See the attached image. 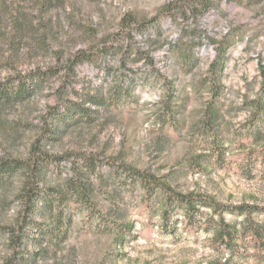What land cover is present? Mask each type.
<instances>
[{
	"label": "rangeland",
	"instance_id": "rangeland-1",
	"mask_svg": "<svg viewBox=\"0 0 264 264\" xmlns=\"http://www.w3.org/2000/svg\"><path fill=\"white\" fill-rule=\"evenodd\" d=\"M172 3L185 7L159 16ZM185 9L0 0V163L36 147L58 159L30 204L28 171L0 170V264H264L253 235L264 240V0H218L197 17ZM106 47L96 63L69 67L79 51ZM197 196L234 209L224 214L233 249L215 239L209 207L203 227L186 228L181 198ZM166 210L173 231L162 229Z\"/></svg>",
	"mask_w": 264,
	"mask_h": 264
},
{
	"label": "trees",
	"instance_id": "trees-1",
	"mask_svg": "<svg viewBox=\"0 0 264 264\" xmlns=\"http://www.w3.org/2000/svg\"><path fill=\"white\" fill-rule=\"evenodd\" d=\"M184 0V3H188V7L190 9L183 10V13L186 17H189L190 15L197 17L199 14L205 12L209 8H211L218 0H193L195 2V5H191V0L188 2ZM181 4V3H179ZM179 4H169L167 6H164L160 12V15H164V10H166L168 13H172V16L175 18V13L173 14V10L175 8H184V5ZM155 21V18L150 20L149 23H153ZM129 25V24H128ZM144 27H147V25L144 24H136L135 28L138 30H143ZM112 47V46H110ZM110 48H102L101 50L97 51H87L82 50L79 51L77 54H75L69 61V67H73V65L78 64L80 62L85 61H91L93 63H96L98 59L106 54ZM29 82V81H28ZM28 83H27V77L23 76L20 78V85H19V92L23 93L28 89ZM7 92V90H4L2 93L3 95ZM209 116V112L208 115ZM162 122L168 123L171 120L170 111H167L166 114L162 116ZM58 159H56L55 156L41 151L39 148H35L32 155L28 160L21 161L16 160L12 162L4 161L0 163V170L6 169V168H22L26 169L28 171V179L25 187V198L26 201L30 204L34 199H36V196L38 194V182L40 178V174L42 170L46 167H49L51 165H55L57 163ZM129 173L132 177L137 178L141 182H143L145 185L151 186L153 188H160L162 190H167V187L165 184L160 182L156 177L146 171L138 170L135 168H129ZM67 190L76 196V200L78 202H89V197L86 192V189L81 187L80 183L75 184H69ZM171 199V198H170ZM182 201L185 204V211H186V228L189 230H197L204 226V213L200 211L201 207H209L213 210V213L220 217V220L217 222V228H215V239L218 240L222 245H224L228 249H233L234 241L236 238H238V232L235 230H232L229 225L225 222V212L234 213V209L230 207L223 206L220 202L216 201L215 199L211 197L206 196H197V197H182ZM238 209L240 211L245 212L246 206H238ZM249 209V208H248ZM250 210V209H249ZM169 212L166 210L163 213V231H173L174 230V223H171L169 221ZM213 222V220L211 219ZM254 239L256 241L257 247L259 249H262L264 251V240L263 237L260 234V230L258 228H254Z\"/></svg>",
	"mask_w": 264,
	"mask_h": 264
}]
</instances>
